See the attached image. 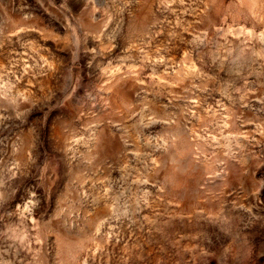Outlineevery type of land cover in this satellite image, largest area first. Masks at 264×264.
<instances>
[{"label": "clouds", "instance_id": "1", "mask_svg": "<svg viewBox=\"0 0 264 264\" xmlns=\"http://www.w3.org/2000/svg\"><path fill=\"white\" fill-rule=\"evenodd\" d=\"M262 258L264 0H0V264Z\"/></svg>", "mask_w": 264, "mask_h": 264}, {"label": "rangeland", "instance_id": "2", "mask_svg": "<svg viewBox=\"0 0 264 264\" xmlns=\"http://www.w3.org/2000/svg\"><path fill=\"white\" fill-rule=\"evenodd\" d=\"M170 204L172 205V208L177 211V212H181V210H183V213L186 215H190L191 212L189 209L194 208L195 205H190L189 209H185V205L183 201L177 200V201H170ZM261 264H264V258H262L261 260Z\"/></svg>", "mask_w": 264, "mask_h": 264}]
</instances>
